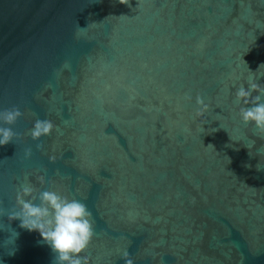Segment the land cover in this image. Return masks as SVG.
Segmentation results:
<instances>
[{
  "label": "water",
  "instance_id": "95a60500",
  "mask_svg": "<svg viewBox=\"0 0 264 264\" xmlns=\"http://www.w3.org/2000/svg\"><path fill=\"white\" fill-rule=\"evenodd\" d=\"M253 77L264 0H0V111L23 113L0 146V264L54 259L6 215L25 178L87 205L90 264H264V135L235 101Z\"/></svg>",
  "mask_w": 264,
  "mask_h": 264
},
{
  "label": "clouds",
  "instance_id": "9594fccd",
  "mask_svg": "<svg viewBox=\"0 0 264 264\" xmlns=\"http://www.w3.org/2000/svg\"><path fill=\"white\" fill-rule=\"evenodd\" d=\"M119 3L128 5L129 0H119ZM257 79L258 77L249 79L247 87L241 84L235 92V101L242 105L239 116L243 124L252 125L259 134L264 135V85L258 84ZM253 93L257 95L253 96ZM186 99L191 101L190 96ZM196 104V117L203 116L209 105L199 95ZM22 115L15 106L0 111V146L12 143L18 137L12 126ZM54 129L55 125L51 120L36 119L29 136L33 141H40L42 137L50 136ZM36 148L42 149L43 144H37ZM31 155V148L26 149L25 156ZM55 159V156L49 157L50 162ZM37 179L41 186L45 184L44 176ZM3 215L5 213L0 208V216ZM6 215L9 221L19 220L20 228L39 232L42 242L54 254L52 264H90L91 258L84 254L88 251L95 232L92 213L82 201L69 198L56 190L40 191L25 178L16 193L15 206ZM122 259L124 264H134L126 249L122 253Z\"/></svg>",
  "mask_w": 264,
  "mask_h": 264
}]
</instances>
